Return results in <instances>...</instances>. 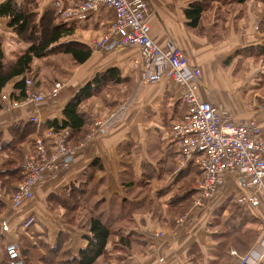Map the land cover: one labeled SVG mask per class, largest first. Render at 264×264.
<instances>
[{
    "label": "crops",
    "instance_id": "1",
    "mask_svg": "<svg viewBox=\"0 0 264 264\" xmlns=\"http://www.w3.org/2000/svg\"><path fill=\"white\" fill-rule=\"evenodd\" d=\"M4 1L0 0V5ZM196 1L155 0L148 20L152 39L164 50L179 47L191 59L189 68L201 70L199 95L203 101L212 102L236 120H257L264 130V55L247 52L264 48V3L219 0L206 9L199 27L191 29L185 10ZM112 18V12L102 10L84 22H74V34L63 42L87 44L93 54L80 67L67 70L68 78L60 81L63 88L54 99L40 105L12 100V94H20L15 88L20 77L0 92V132L10 140L9 130L30 122L32 117L38 118L39 125L54 119L62 121L67 104L98 73L109 68L120 73L118 83L99 91L83 107L91 121L85 140L74 145L78 152L62 171L48 174L35 188L30 202L13 208L11 196L0 184V203L5 206L0 215V247L5 250L9 242L16 241L18 226L34 218L23 237L36 246L61 243L78 256L91 236L93 208L80 211L79 221L73 226L64 219L66 210L51 202L50 196L66 189L68 196L72 184L88 183L89 191L95 194L94 199L90 194L91 204L99 200L98 208L107 211L104 220L125 225L124 231L132 239L129 246L120 244L115 233L111 236L106 249L108 264H213L224 253L231 264H240L246 256L247 264H264V193L259 194L258 204L237 207L232 197L248 195L251 187L246 180L228 177L205 208L191 211L198 172L193 163L176 171L178 153L169 141L171 124L186 110L180 100L182 89L166 77L158 84L145 83L141 70L132 67L138 56L135 48L117 50L112 56L93 48L91 41L107 30ZM0 34L6 39L20 35L1 17ZM18 44L20 48L10 53L5 47L10 63L32 46ZM38 91L45 93L43 89ZM121 107L124 111L113 118ZM49 133L41 131L22 143L23 156L31 151L36 137L52 140ZM148 198L157 203L150 205ZM130 202L138 209L127 215ZM159 203L162 208L156 214L152 206ZM185 214V224L178 225L177 220ZM234 230L240 233L233 236ZM158 232L163 233L162 238L155 237ZM247 233H256L257 239L244 251L235 237ZM230 239L234 244L225 246Z\"/></svg>",
    "mask_w": 264,
    "mask_h": 264
},
{
    "label": "built area",
    "instance_id": "2",
    "mask_svg": "<svg viewBox=\"0 0 264 264\" xmlns=\"http://www.w3.org/2000/svg\"><path fill=\"white\" fill-rule=\"evenodd\" d=\"M25 1V0H19ZM155 0H74L69 4L57 1L56 7L65 22H84L89 16L108 10L113 18L107 30L92 41L93 48L100 53L137 49L138 56L132 67L141 70L147 84H158L164 77L181 87L180 100L185 105L184 114L171 124L169 141L176 148L178 162L176 171L186 169L191 163L198 172L196 197L192 210H200L226 185L228 177L246 180L251 187L248 195L237 198L239 206L256 205L259 194L264 193V130L257 120H236L212 102L203 101L199 95L202 79L200 69H190V58L182 49L171 46L163 49L150 35L149 16ZM58 83L49 94L39 92L31 80L26 81L27 101L40 105L54 99L62 90ZM120 111L113 118L121 115ZM31 122L38 124L37 117ZM48 141L36 137L32 149L24 156L19 166L23 181L11 199L13 208L19 209L34 197V190L43 183L48 174L62 171L78 147L70 144L71 133L62 130ZM92 135L90 136V138ZM190 213V212H189ZM187 218L180 219L182 224ZM34 218H29L17 228L19 235L26 234ZM264 231V215L261 218ZM162 233L155 234L161 238ZM6 253L13 262L21 259L18 243L6 246ZM232 255L237 256L235 251ZM249 258L240 259L247 264Z\"/></svg>",
    "mask_w": 264,
    "mask_h": 264
},
{
    "label": "trees",
    "instance_id": "3",
    "mask_svg": "<svg viewBox=\"0 0 264 264\" xmlns=\"http://www.w3.org/2000/svg\"><path fill=\"white\" fill-rule=\"evenodd\" d=\"M217 1L219 0H198L191 4L185 10V16L188 20L187 26L191 29L198 28L206 9ZM237 1L239 3H245L249 0ZM252 1H261L264 3V0ZM26 11V9L18 6L16 0H6L0 5V17L8 20V27L20 35L26 33L29 28V14ZM73 34L74 27L71 25L60 24L55 26L46 41H42L38 45H32L28 50L17 55L15 62L11 63L8 62L5 55V37L0 34V92L16 77H20L19 82L15 85L16 90H19L20 94L19 96L12 94L11 99L14 101L24 102L27 100V80H31L34 88L37 90L43 89L46 94L52 92L56 84L68 78L67 70L73 71L80 67L93 54L92 48L87 44L75 45L63 42L72 37ZM247 52L255 55H264V48H251ZM119 78V71L112 68L98 73L67 104L63 111L62 121L54 119L42 125L31 121L16 124L9 130L10 140H7L3 132H0V184L5 187L8 195L14 196L17 193L19 184L23 181L21 168L16 167L17 164H22L24 160L23 150L20 145L44 130L51 131L53 135L58 134L62 130H69L71 133L69 142L72 146L84 141L88 134L91 121L84 114L83 107L99 91L112 85V83H118ZM2 107L0 103V111ZM95 165H97V161ZM97 167L101 168L102 165H97ZM89 187L90 185L88 183L86 185L79 184L78 186L72 184L68 196L66 195L67 189L63 190L60 195L50 196L51 202L61 205L66 210L64 219L68 224L73 226L79 221L80 211L88 210L91 207L93 208L90 225L91 236L87 237V247L81 250L78 256H74L70 251L65 250L61 246V243L55 247H50L43 243L36 246L33 241L25 238L24 244L22 245L21 259L18 262L22 264H33V260L35 259L36 264H99L101 258L107 256L106 249L114 233L118 236L120 244L130 246L132 239L124 231L125 225L112 224L109 221H105L103 213H107V211L104 208H98V205L99 207L101 205L99 200H93L91 204V195L94 199L95 194L89 191ZM93 202H95L94 205ZM148 202L150 205L157 203L154 200H149V198ZM127 208V215L138 209L132 202L128 204ZM152 208H154L152 210L154 213L159 214L162 206L159 203L152 206ZM94 209L96 210L95 213ZM4 210L5 206L0 203V215ZM231 233L235 236L237 235L236 233L240 232L234 230ZM235 238L239 243L240 249L244 251L249 250L257 239L256 233H247L243 237ZM230 244H234L231 242V239L228 240L225 246ZM40 245L43 247V253L41 254L38 253L39 250L37 248ZM31 255H33V260L30 257ZM219 260L220 258L213 264H218L217 261ZM18 262H13L6 256L0 261V264H17Z\"/></svg>",
    "mask_w": 264,
    "mask_h": 264
},
{
    "label": "rangeland",
    "instance_id": "4",
    "mask_svg": "<svg viewBox=\"0 0 264 264\" xmlns=\"http://www.w3.org/2000/svg\"><path fill=\"white\" fill-rule=\"evenodd\" d=\"M16 1L18 3V6L26 9L27 10L26 12L29 14V28H28V31L24 34H21L18 36H10V35L8 37L6 36L8 38V39L5 38V47L7 49V53H10L11 52L10 50H14V49L18 50L20 48V45L18 43L23 44L24 46H30L34 44L38 45L42 41H46L49 38L51 31L53 30L55 26H58L60 24H68V25L73 26L75 24L74 22H65L60 16L59 11L55 5L56 2L59 0H25V1L16 0ZM60 1H63L67 5L70 2H73L74 0H60ZM102 55L112 56V53H109V54L103 53ZM63 81L64 80H62V82ZM12 197L13 196H11V199ZM232 198L235 201L234 205L238 207L239 205L237 204V198H234V197ZM193 203L194 201L192 202L191 206H193ZM177 210L178 212L180 211L183 212V209L178 208ZM186 215L187 214H185V216ZM185 216H182L177 220L178 225L185 224L187 218L183 221L182 224L179 223L180 219H183ZM158 233H161V232H158ZM158 233H155V234H158ZM15 234L16 236H18L17 240L9 242L8 244L13 243V242L18 243L20 246V250L22 252V249H23L22 245L24 244V238H25L23 236L25 234L19 235L17 233V230ZM37 248L39 250L38 251L39 254L43 253L42 251L43 247H41V245L38 246ZM5 250H6V247H5ZM5 250L0 247V261L3 260V258L7 256L5 255L6 253ZM223 250L225 251V249ZM38 253L37 255H39ZM32 256L33 255H31L30 257L33 260ZM121 259H124V258L122 257ZM33 261H34L33 264H36L35 263L36 260L34 259ZM108 261H109V255L107 254L106 257L101 258V260L99 261V264H108ZM227 261L230 262V260H228L226 257V253H224L220 257V260L217 262L218 264H224V263H227Z\"/></svg>",
    "mask_w": 264,
    "mask_h": 264
},
{
    "label": "water",
    "instance_id": "5",
    "mask_svg": "<svg viewBox=\"0 0 264 264\" xmlns=\"http://www.w3.org/2000/svg\"><path fill=\"white\" fill-rule=\"evenodd\" d=\"M17 264H22L21 262H18Z\"/></svg>",
    "mask_w": 264,
    "mask_h": 264
}]
</instances>
